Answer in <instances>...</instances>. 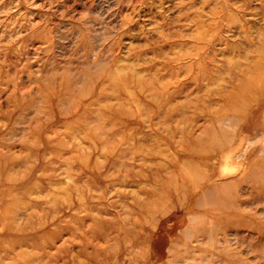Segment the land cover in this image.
I'll use <instances>...</instances> for the list:
<instances>
[{
	"label": "rangeland",
	"instance_id": "obj_1",
	"mask_svg": "<svg viewBox=\"0 0 264 264\" xmlns=\"http://www.w3.org/2000/svg\"><path fill=\"white\" fill-rule=\"evenodd\" d=\"M0 264H264V0H0Z\"/></svg>",
	"mask_w": 264,
	"mask_h": 264
}]
</instances>
